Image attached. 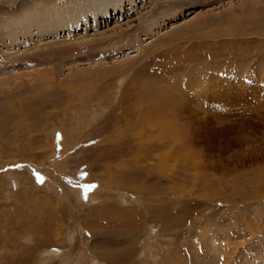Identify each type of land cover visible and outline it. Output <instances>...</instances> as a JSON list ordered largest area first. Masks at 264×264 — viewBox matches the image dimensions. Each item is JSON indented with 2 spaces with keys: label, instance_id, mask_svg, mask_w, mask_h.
Masks as SVG:
<instances>
[{
  "label": "rangeland",
  "instance_id": "rangeland-1",
  "mask_svg": "<svg viewBox=\"0 0 264 264\" xmlns=\"http://www.w3.org/2000/svg\"><path fill=\"white\" fill-rule=\"evenodd\" d=\"M0 264H264V0H0Z\"/></svg>",
  "mask_w": 264,
  "mask_h": 264
}]
</instances>
